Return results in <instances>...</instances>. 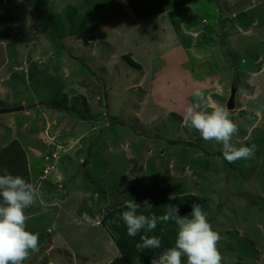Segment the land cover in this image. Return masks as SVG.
I'll list each match as a JSON object with an SVG mask.
<instances>
[{
	"label": "rangeland",
	"instance_id": "rangeland-1",
	"mask_svg": "<svg viewBox=\"0 0 264 264\" xmlns=\"http://www.w3.org/2000/svg\"><path fill=\"white\" fill-rule=\"evenodd\" d=\"M82 1L0 0V110L25 108L0 115V157L12 159L0 170L38 193L25 212L39 251L24 264L120 259L102 220L124 183L135 200L199 197L221 264H264V0L144 19L153 0H115L100 32L61 38L50 15ZM196 90L208 111H229L232 143L255 144L254 159L229 163L221 144L183 125Z\"/></svg>",
	"mask_w": 264,
	"mask_h": 264
},
{
	"label": "clouds",
	"instance_id": "clouds-1",
	"mask_svg": "<svg viewBox=\"0 0 264 264\" xmlns=\"http://www.w3.org/2000/svg\"><path fill=\"white\" fill-rule=\"evenodd\" d=\"M197 100L188 106L183 116V125L200 133L205 142L215 141L222 145L224 158L229 163L241 159H254L256 145L235 146L232 137L238 132V126L230 118L229 111L223 107H215L208 111L202 106L205 97L202 91L193 93ZM0 264H24L30 253L39 251V234L27 230L29 216L25 210L37 199V189L20 175L11 174L7 168L0 170ZM169 195V200H175ZM143 207L133 199L125 201L127 210L111 222L119 224L122 220L127 227V234L136 237L141 231L143 235L135 248L138 253L146 249H160L161 238L148 233L154 232L158 222L174 221L178 226L175 244L165 249L158 257L154 256L151 264H221L222 256L218 250L221 237L215 231L204 213L203 205L193 203L190 215L181 216L178 205H167L163 215L151 213L146 215L153 205L144 200Z\"/></svg>",
	"mask_w": 264,
	"mask_h": 264
},
{
	"label": "trees",
	"instance_id": "trees-1",
	"mask_svg": "<svg viewBox=\"0 0 264 264\" xmlns=\"http://www.w3.org/2000/svg\"><path fill=\"white\" fill-rule=\"evenodd\" d=\"M45 2V9L49 7L50 0H43ZM200 1L207 0H153L154 10L146 13V15L140 14L139 19H144L154 14L165 13L170 10L178 9L187 5H191ZM115 0H83L79 8L74 6H69L63 12L50 15L52 20V25L54 31L58 33L61 38H71L77 36H86L96 34L101 31V27L107 23V14L114 7ZM157 10V11H155ZM155 11V12H154ZM106 28V27H105ZM108 29V28H107ZM130 65L134 66L136 69L139 66L134 63L130 58H128ZM116 124L118 121L116 118H112ZM17 145V143H14ZM9 151L7 157H0V167L8 166L12 161L9 158ZM15 152V151H14ZM13 152V153H14ZM13 163V162H12ZM12 163L10 167L12 166ZM9 167V166H8ZM27 177L30 176V171L26 168ZM87 177H90L88 172H86ZM131 184H123L119 189V194H114L113 197L118 199L116 204L117 207H113L111 211H108L105 217L102 220V227L108 231L110 237L113 239L116 249L120 254V259L113 261L111 264H117L118 262H123L126 264H134L139 262V264H151V260L154 256L158 257L165 249L172 247L175 244V240L178 233V226L174 221L168 222H158L157 228L152 233H148L149 237L156 235L161 238L162 246L160 249H146L143 253H138L136 251L135 245L140 242V237L143 235V231L139 233L136 237H130L127 234V227L122 220L119 221V224L112 223L111 221L114 218L120 216V214L127 210L125 207V201L133 199L136 203L141 204L143 207L144 200H135L134 195H137V192L134 194V189ZM156 188V186H155ZM157 189V188H156ZM175 200H169V197L163 198L161 200H150L148 201L153 205V208L148 212H145L143 209L140 210L141 213L150 215L155 213L156 215H163L166 212L167 205H178L180 209V215H190L193 203H200L201 199L194 195H184V196H175ZM121 260V261H120ZM237 264H246V263H237Z\"/></svg>",
	"mask_w": 264,
	"mask_h": 264
},
{
	"label": "water",
	"instance_id": "water-1",
	"mask_svg": "<svg viewBox=\"0 0 264 264\" xmlns=\"http://www.w3.org/2000/svg\"><path fill=\"white\" fill-rule=\"evenodd\" d=\"M236 92H237L236 88H233L232 93H231V97H230L229 102H228V109L229 110H233L235 108ZM24 110H25V108L23 106L11 108V109L5 108V109L0 110V115L23 112Z\"/></svg>",
	"mask_w": 264,
	"mask_h": 264
},
{
	"label": "crops",
	"instance_id": "crops-1",
	"mask_svg": "<svg viewBox=\"0 0 264 264\" xmlns=\"http://www.w3.org/2000/svg\"><path fill=\"white\" fill-rule=\"evenodd\" d=\"M0 52L2 53L1 49H0ZM1 53H0V54H1ZM0 59H1V58H0ZM0 66H1V65H0ZM2 70H3V69H2ZM2 70L0 69V73H1Z\"/></svg>",
	"mask_w": 264,
	"mask_h": 264
}]
</instances>
